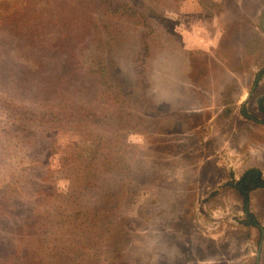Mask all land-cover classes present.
Segmentation results:
<instances>
[{"label":"rangeland","instance_id":"1","mask_svg":"<svg viewBox=\"0 0 264 264\" xmlns=\"http://www.w3.org/2000/svg\"><path fill=\"white\" fill-rule=\"evenodd\" d=\"M149 1L167 19L153 22L149 94L161 107L140 121L148 102L98 108L97 73L69 57L87 39L90 50L83 52L91 55L103 31L104 44L125 61L146 30L138 19L127 12L116 19L96 0H0V264H67L74 239L52 221L70 214L68 224L88 218L99 224L94 206L106 197L112 171L114 180L124 174L122 193H110L108 204L123 194L117 212L123 225L118 235L97 234L98 245L73 261L107 264L116 252L118 264H264V188L251 192L258 228L247 224L232 186L251 167L264 176V0ZM56 98L61 103L54 106ZM63 103L82 117L77 112L87 106L109 116L88 128L63 119L71 109ZM59 111L61 117L51 115ZM126 143L131 148L121 151L134 154L132 168L101 161L109 179L93 195L99 200L81 193V180L94 170L85 171L77 158L87 160L97 145L113 157ZM66 156L67 164L75 159L72 168L64 167ZM57 234L63 239L53 241Z\"/></svg>","mask_w":264,"mask_h":264},{"label":"trees","instance_id":"2","mask_svg":"<svg viewBox=\"0 0 264 264\" xmlns=\"http://www.w3.org/2000/svg\"><path fill=\"white\" fill-rule=\"evenodd\" d=\"M102 2L101 3V12L103 13H110V14H115L116 19L121 18L123 19V15L129 14L131 17H133V21L135 22L137 19L139 22H135L136 24L141 23V25L146 28V30H142V35L140 37V42L135 43L136 47L133 52H129L127 55V59L125 58V61L121 60L122 57H124V53H115L113 52V49L107 48V44H104L102 35L103 31L100 33L98 36V41L96 43L95 51L92 52L91 55H88L86 52H83V49L85 51H89L90 49L87 50L88 44L91 42V39H87L85 42V45L81 49V52L73 53L69 56L72 57L73 60L75 59V63L78 65L81 64V66H85L90 72L97 73L98 78H99V84L102 87V92L101 96L98 95V98L100 97V101L98 103V108L102 109L110 107L111 102L112 105H117L121 106L125 103H129L128 105H141L139 102H141L142 105L145 104V102H148V107L150 108H145L146 111L140 114V112L137 114L138 116H141L139 120L141 121L142 119H148V117H152L155 115V112L160 109L161 104L156 101V98L149 94V90L154 87V73H156V70L154 68V62L153 59H156V51L153 49L155 47L154 45L156 44V39L154 38V25L153 22L156 20H160V22L163 24L167 22L164 10L161 5H156L154 1H149V0H96ZM129 1V3H128ZM147 1V2H145ZM151 8H155V12L151 11ZM96 16V12H95ZM145 19V21H141L142 18ZM158 18V19H157ZM164 19V21H163ZM108 21V19L103 18L99 23ZM158 22V21H157ZM98 22H95V24ZM159 24V23H158ZM118 26V22L115 24ZM139 25L138 27H141ZM137 27V26H135ZM151 30V31H148ZM164 34V32H163ZM162 34V35H163ZM144 37V39H142ZM124 41V40H123ZM122 39L119 38V41L115 43V47H119L123 43ZM104 44L106 47L103 48L102 45ZM92 45V44H91ZM126 56V55H125ZM122 61V62H121ZM129 62L131 64V68L127 69L125 67V63ZM90 63V64H89ZM86 64H89L88 66ZM86 69V70H87ZM136 78V80H132V76ZM143 85L141 87V90L139 89L138 86ZM106 86V88H105ZM139 89V90H138ZM143 89V90H142ZM106 92L109 94L108 98L105 99L102 94ZM139 94L141 95V98H139ZM131 95V97H129ZM135 97V98H132ZM55 101H57L55 105H60L61 101L56 98ZM110 101V102H109ZM69 107L71 108L69 111H67L64 114H61L62 118L65 120H72V121H83L85 124L84 126L90 128L93 125V120L95 123H101L102 121L104 122L106 118H108V114L105 113H100L96 114L95 113V108H90V107H84L81 110H79L77 113L84 112V117L74 114L73 110L75 112V109L72 106L65 105V103L61 104V107L63 110L65 108ZM168 106V104L166 105ZM77 108V107H76ZM151 108L153 110L151 111ZM106 110V109H105ZM111 113L114 111L117 112V108L111 109ZM133 110H136L133 109ZM260 110L263 114V120L262 123H264V100L260 101ZM66 111V110H65ZM60 111L58 113H52L51 115L54 117H61L60 116ZM134 114V113H133ZM247 115V114H246ZM113 115L111 114L110 117ZM86 117V118H85ZM85 118V119H84ZM116 120L119 119L120 117L117 115L115 118ZM50 120L53 122V117L50 116ZM136 121V120H134ZM82 122V123H83ZM122 123V122H121ZM126 123V122H125ZM124 125V124H122ZM56 127L52 128L55 129ZM97 129V128H96ZM116 131V130H115ZM114 131V132H115ZM46 133H50L51 135L54 134L51 132V130L47 129L45 130ZM124 134L118 133L117 137L120 138ZM126 147L131 148L130 145L127 143L120 148V152L117 153V155L113 157H108V154H104L102 151V146L97 145L91 152L90 154L86 157L87 160H84V157H78L77 160L82 163H78V165L81 168H84L85 171L94 170L92 172H87L86 177L84 180H81L82 183V189L81 188V193L85 194H90L87 197H93L97 198V196H93L94 194L99 193V183L102 181L104 178H106V181L109 179L107 175L109 174L107 171H105V167L103 168L98 165L99 162L104 161V165H108L109 167L111 165L117 164V167L115 166V169H123V168H132V161H134V154L130 150L125 152L126 154H123V150ZM128 154H131V156L128 157ZM133 156V157H132ZM128 157V158H127ZM131 157V158H130ZM68 160L67 156L63 159L62 161L64 163L65 168H72L75 164V159L72 163L67 164L66 161ZM88 161V162H87ZM69 165V166H68ZM99 172L98 171H102ZM117 173L112 171L111 177L109 179V182L105 185V188L107 189L106 192V197L101 199V204H97L94 206L95 208H98V215L97 217L100 218V223L95 224V222H91L90 218L86 222L81 221H73L70 224H68V221H71V216L70 214H65L64 217L59 221H52V224H60L62 225L61 231L66 235L69 234L73 240V250L75 251V255L72 254L71 251H69V254L66 256H69L68 260H65L67 264H96V261L94 262L91 259H74L76 256L79 257L80 253L81 255L85 256V253H83L84 250H90L93 246L95 247L98 245L96 242V236H101L102 233H106L108 231H111L113 236L118 235V232L116 234L115 229L118 228L120 229L121 226L123 225L122 222H120L121 216L117 213L118 208L120 209V206L122 204L123 200V194H121L120 199L118 202L115 204L113 207L112 205L109 204V194L114 192L116 194H119L121 192V185L124 183L123 177L124 174L123 172H118L119 174L116 176V179H113V176ZM232 186L237 192V194L240 196V198L243 200L244 204V212L246 214V218H248V225H253L258 228H260V223L259 220L257 219L255 213L252 212L250 209V199H251V192L264 188V176L262 171L257 168V167H251L242 174L241 178L239 180H234L232 182ZM122 193V192H121ZM97 200H99L97 198ZM97 210L94 209L93 212ZM123 220V218H122ZM92 224V225H87V224ZM50 224V222H49ZM51 225V224H50ZM70 230L71 232L67 231ZM79 239L78 242L75 239ZM63 236L61 234L54 235L52 240H62ZM95 240V241H94ZM71 241V240H70ZM72 243V242H71ZM84 245V247H83ZM56 246H59L57 244ZM54 248V252H60L59 248L56 247ZM79 253V255H78ZM98 253V252H97ZM60 256V255H59ZM58 256V257H59ZM62 258V256L60 257ZM110 260H107V264H118L119 261V255L115 252V254H112L110 257ZM94 259V258H93ZM62 259H59L57 261V264H63ZM39 264H44V262H40ZM45 264H48V262H45Z\"/></svg>","mask_w":264,"mask_h":264},{"label":"crops","instance_id":"3","mask_svg":"<svg viewBox=\"0 0 264 264\" xmlns=\"http://www.w3.org/2000/svg\"><path fill=\"white\" fill-rule=\"evenodd\" d=\"M239 180V179H238ZM262 227V226H261ZM262 229V228H261ZM263 230V229H262Z\"/></svg>","mask_w":264,"mask_h":264}]
</instances>
